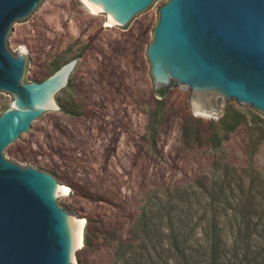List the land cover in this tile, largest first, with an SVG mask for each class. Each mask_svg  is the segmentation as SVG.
Instances as JSON below:
<instances>
[{
    "label": "rangeland",
    "instance_id": "obj_1",
    "mask_svg": "<svg viewBox=\"0 0 264 264\" xmlns=\"http://www.w3.org/2000/svg\"><path fill=\"white\" fill-rule=\"evenodd\" d=\"M86 1L50 0L17 25L12 53H26L33 67L29 82L43 81L75 57L79 62L60 109L8 152V160L47 171L70 187L61 206L86 219L77 264H174L166 237L132 255H115L117 240L127 241L142 210L156 214L167 203L181 210L177 224L189 219L191 205L198 210L192 221L201 225L205 205L221 209L225 252L217 262L199 264H264V114L224 99L215 114L197 110L192 93L176 82L159 95L147 47L159 8L169 0L134 28L92 12ZM13 99L0 94V114ZM229 108L244 119L219 147L184 144L185 120L203 135H223L219 120Z\"/></svg>",
    "mask_w": 264,
    "mask_h": 264
},
{
    "label": "water",
    "instance_id": "obj_2",
    "mask_svg": "<svg viewBox=\"0 0 264 264\" xmlns=\"http://www.w3.org/2000/svg\"><path fill=\"white\" fill-rule=\"evenodd\" d=\"M50 0H0V264H77V229L61 206L62 184L42 169L8 160L70 90L75 57L43 81H30L24 51L12 53L17 25ZM116 25L132 28L166 0H89ZM159 91L176 82L193 102L219 111L218 99L264 114V0H169L147 47Z\"/></svg>",
    "mask_w": 264,
    "mask_h": 264
},
{
    "label": "trees",
    "instance_id": "obj_3",
    "mask_svg": "<svg viewBox=\"0 0 264 264\" xmlns=\"http://www.w3.org/2000/svg\"><path fill=\"white\" fill-rule=\"evenodd\" d=\"M159 95L164 96V90L159 91ZM243 119L244 115L239 110L229 108L219 120L224 131L223 135L216 131H211L203 135L200 130L194 127L191 120H185L182 126L183 142L186 146H192L201 145L205 141L211 147H219L225 139V136L235 131L241 125ZM151 123L153 139L155 140V121L153 120ZM192 194L194 196L198 195L195 192H192ZM212 196L214 199V195ZM188 197H190V194H186L187 199ZM180 212V209L172 207L169 203L159 208L156 214L151 209H143L130 228L127 241L122 239L117 240L115 255L117 257H122L127 254L132 255L139 249L146 250L147 242H152L155 238L161 240L163 237H166L169 240L167 251H170V256L174 264H199L197 259H200L201 263L205 262V259L213 263L220 260L225 252V240L222 234L223 228L218 222V217L221 214L219 206L214 204L204 206L200 219L207 218V222L202 225L199 222L193 223L192 219L198 214V210H195L192 205L187 212L190 220L181 221L180 224L174 223V219H180L182 217L179 214ZM164 217L167 218L168 223H164ZM153 219H159L160 221L154 222ZM84 236V242H86V232ZM166 264L168 263L166 262Z\"/></svg>",
    "mask_w": 264,
    "mask_h": 264
},
{
    "label": "bare ground",
    "instance_id": "obj_4",
    "mask_svg": "<svg viewBox=\"0 0 264 264\" xmlns=\"http://www.w3.org/2000/svg\"><path fill=\"white\" fill-rule=\"evenodd\" d=\"M87 1L86 2L88 4L89 8H91L92 12L98 13V12L102 11V9L98 5L92 3L89 0H87ZM108 17H109L111 22H115L111 16H108ZM203 103L204 102L201 101V100L199 102H193V106L197 110H201V111H204V112H210V114H215L216 113L215 111H208L207 109L203 108V106H204ZM70 193H71L70 187L68 185L62 184V195L67 196ZM73 219L75 220V224H76V229H77V249H79V248H81L84 245V233H85L86 219L77 218V217H74Z\"/></svg>",
    "mask_w": 264,
    "mask_h": 264
}]
</instances>
